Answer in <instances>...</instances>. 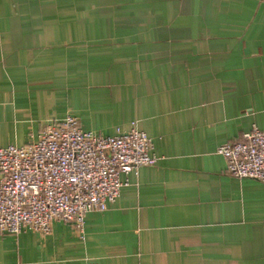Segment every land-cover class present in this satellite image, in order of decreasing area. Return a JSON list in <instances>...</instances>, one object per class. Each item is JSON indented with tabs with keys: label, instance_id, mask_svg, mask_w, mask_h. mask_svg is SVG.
<instances>
[{
	"label": "crops",
	"instance_id": "1",
	"mask_svg": "<svg viewBox=\"0 0 264 264\" xmlns=\"http://www.w3.org/2000/svg\"><path fill=\"white\" fill-rule=\"evenodd\" d=\"M67 115L157 161L82 237L0 234V264H264V181L217 152L264 131V0H0V148Z\"/></svg>",
	"mask_w": 264,
	"mask_h": 264
},
{
	"label": "built area",
	"instance_id": "2",
	"mask_svg": "<svg viewBox=\"0 0 264 264\" xmlns=\"http://www.w3.org/2000/svg\"><path fill=\"white\" fill-rule=\"evenodd\" d=\"M217 152L229 175L264 181V131L256 126ZM156 161L151 139L135 123L103 136L67 115L35 141L0 148V234L48 235L54 221H64L82 237L85 215L116 201L126 184L122 175Z\"/></svg>",
	"mask_w": 264,
	"mask_h": 264
}]
</instances>
